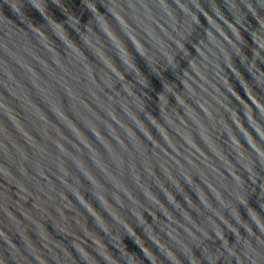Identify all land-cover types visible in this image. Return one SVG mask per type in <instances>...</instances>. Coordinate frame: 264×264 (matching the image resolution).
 Returning a JSON list of instances; mask_svg holds the SVG:
<instances>
[{"label": "water", "instance_id": "water-1", "mask_svg": "<svg viewBox=\"0 0 264 264\" xmlns=\"http://www.w3.org/2000/svg\"><path fill=\"white\" fill-rule=\"evenodd\" d=\"M0 264H264V0H0Z\"/></svg>", "mask_w": 264, "mask_h": 264}]
</instances>
